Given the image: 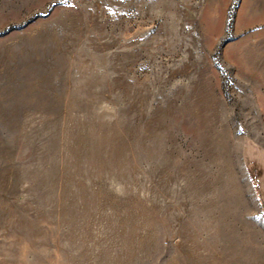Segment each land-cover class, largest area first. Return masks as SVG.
Returning <instances> with one entry per match:
<instances>
[{"label":"rangeland","instance_id":"1","mask_svg":"<svg viewBox=\"0 0 264 264\" xmlns=\"http://www.w3.org/2000/svg\"><path fill=\"white\" fill-rule=\"evenodd\" d=\"M0 264H264V0H0Z\"/></svg>","mask_w":264,"mask_h":264}]
</instances>
